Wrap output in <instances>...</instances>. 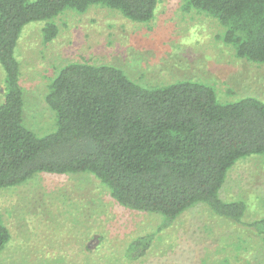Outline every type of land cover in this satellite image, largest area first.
Instances as JSON below:
<instances>
[{
  "label": "trees",
  "instance_id": "1",
  "mask_svg": "<svg viewBox=\"0 0 264 264\" xmlns=\"http://www.w3.org/2000/svg\"><path fill=\"white\" fill-rule=\"evenodd\" d=\"M184 1L226 28L218 38L234 47L237 58L264 65V0ZM92 6L149 23L158 0H0V189L38 173H90L118 204L158 214L162 225L197 204L243 224L247 204L226 202L220 191L240 159L264 154V102L257 98L222 102L213 87L190 80L146 88L118 67L74 62L58 72L46 95L54 129L39 135L25 124L16 57L23 30L48 22L50 42L58 31L53 19ZM250 225L264 233V219ZM10 239L0 213V253ZM152 242V235L133 240L128 255L142 257Z\"/></svg>",
  "mask_w": 264,
  "mask_h": 264
},
{
  "label": "rangeland",
  "instance_id": "2",
  "mask_svg": "<svg viewBox=\"0 0 264 264\" xmlns=\"http://www.w3.org/2000/svg\"><path fill=\"white\" fill-rule=\"evenodd\" d=\"M51 22L58 30L52 41H45L48 22H34L16 50L25 124L39 135L55 125L49 85L74 62L118 67L146 88L190 80L213 87L222 102H264V65L237 58L218 38L226 28L184 0H158L149 23L103 6L66 10ZM4 80L0 65V104ZM220 198L247 204L243 224L197 204L162 225L158 214L118 204L93 174L38 173L0 189V213L11 234L0 264H264V233L250 225L264 219V154L240 159ZM148 235L153 242L144 255H128L129 244Z\"/></svg>",
  "mask_w": 264,
  "mask_h": 264
}]
</instances>
